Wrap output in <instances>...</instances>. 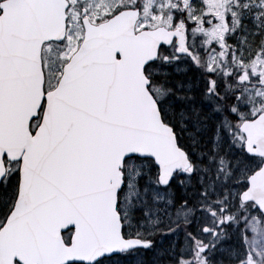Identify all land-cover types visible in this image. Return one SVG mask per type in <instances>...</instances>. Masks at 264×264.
Segmentation results:
<instances>
[{
  "label": "snow or ice",
  "instance_id": "1",
  "mask_svg": "<svg viewBox=\"0 0 264 264\" xmlns=\"http://www.w3.org/2000/svg\"><path fill=\"white\" fill-rule=\"evenodd\" d=\"M0 264H264V0H0Z\"/></svg>",
  "mask_w": 264,
  "mask_h": 264
}]
</instances>
